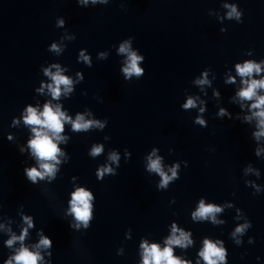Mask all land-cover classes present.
I'll return each mask as SVG.
<instances>
[{"label":"water","instance_id":"obj_1","mask_svg":"<svg viewBox=\"0 0 264 264\" xmlns=\"http://www.w3.org/2000/svg\"><path fill=\"white\" fill-rule=\"evenodd\" d=\"M225 5H235L243 22L239 23L235 16L229 19L230 9ZM221 28L228 30L221 32ZM128 37H134L131 50H138L137 55L145 57L138 62L145 70L140 78L133 74L125 79L122 72L127 56L118 54V48ZM59 47V54L43 49L0 58L2 214L19 223L17 211L23 205L24 212L34 217L36 228H43L53 241L52 264H138L142 260L138 254L141 238L150 245L158 243L163 250V241L172 234L173 224L191 232L192 245L187 249L173 247L174 256L191 264L200 259L198 253L205 238L213 243L221 241L216 246L225 248L228 264H264V152L258 158L254 154L256 144L251 132L255 121L250 127L240 120L216 116L219 107L227 108L234 116L240 111L238 105L229 103L240 87L239 78L236 85H225L226 71L231 69L235 74V63L244 59H264V0H207ZM249 49L253 50L252 57L245 55ZM79 51L90 57L92 67L82 60L78 62ZM101 51L107 54L106 60L98 58ZM52 64H59L62 74L73 81V91L65 96L61 86L62 94L56 100H52L47 87L42 93L36 91L52 83L41 71L43 66L54 73ZM209 67L213 72L208 79L213 81L214 75L216 79L212 88L204 85L201 90L194 81L203 78L201 72ZM78 73L84 75L81 83ZM214 90L221 92L219 105L212 97ZM189 96L200 99L197 108L184 111L181 105ZM203 99L207 101L205 128L193 123ZM49 101L59 105L72 120L79 113L85 120H99L101 124L107 118L108 124L103 129L77 133L65 123L61 135L67 142L57 145L65 153L58 156L61 164L57 165V179L51 184L32 185L23 169L34 161L18 150V145L32 134L20 113L29 103L42 112L44 103ZM247 114V108L240 113ZM13 117L20 121L16 127H10ZM8 134L12 142L7 140ZM94 144L103 145V151L90 157L88 152ZM153 147L168 175V169L177 161L188 162L187 168L181 163L180 179L170 181L166 189L157 190L160 176L146 171ZM257 147L264 149V137ZM125 149L132 154L127 162ZM169 149L173 151L170 153ZM113 151L119 155V168L108 159ZM67 155L70 159L64 164ZM249 162L253 170L246 172L243 169ZM102 165H110L117 175L97 180L95 172ZM73 176L96 197L95 218L84 232L71 230L68 219H64ZM245 180L250 182L249 187ZM251 185L260 187L262 192L254 196L255 187ZM42 187L49 191H41ZM201 198L206 205L214 203L222 208L216 220L223 223L192 220L191 213ZM229 204L234 206L228 207ZM238 208L242 210L239 213ZM243 212L252 227L233 238L235 228L246 222ZM129 228L131 239L126 240ZM13 229L19 233L16 224ZM250 237L254 238L253 244L249 243ZM5 239L7 236L0 231V264L8 255V249L3 247ZM237 239L241 241L239 245ZM36 240L33 230L27 242ZM118 249L122 256L117 255ZM200 264H204L202 259Z\"/></svg>","mask_w":264,"mask_h":264},{"label":"clouds","instance_id":"obj_2","mask_svg":"<svg viewBox=\"0 0 264 264\" xmlns=\"http://www.w3.org/2000/svg\"><path fill=\"white\" fill-rule=\"evenodd\" d=\"M78 6L83 7L88 4V0H75ZM93 5L99 3H105L106 0H91ZM230 11L228 12V18L231 19L235 16L239 23L243 20L240 19L241 13L237 11L235 5H225ZM85 8V7H84ZM65 21L60 20L58 26L63 27ZM228 29L221 28V32H226ZM73 40L76 39L74 35ZM134 40V37H128L124 42L119 44L118 54H124L127 56V66L122 69L125 75V79H130L134 74L136 77L140 78L144 75L145 70L138 66V62L145 60L143 55H137V51H132L130 46V41ZM49 52H55L59 54L62 50L56 43H51L48 47ZM248 57L253 56V50L249 49L245 52ZM98 58L101 60L107 59V54L105 52H99ZM82 60L87 67H92V62L88 55H85L83 51H79L78 62ZM51 67L56 68L53 73L50 68H44L41 66V71L44 76L51 79L52 83L47 85H42L36 91L43 92V88L47 87L48 92L52 100L60 98L63 93L68 96L73 91V81L67 76L62 74V69L59 64H52ZM212 69L205 68L201 75L203 78L196 79L194 83L201 86V90L204 85L209 88L213 87V81L216 79V75L213 76V81L208 79ZM227 78L224 79L225 85H236L237 77L239 78L240 87L238 90L235 89L234 94L229 98V103L233 105H238L240 111L233 115L225 107H219L216 113L218 118L236 119L240 120L241 123L247 124L250 127L255 121V130L251 132V138L255 141L254 154L258 158L264 149L257 147V142L264 137V59L257 61L256 59H244L242 62H237L234 65V73L232 74L231 69L226 71ZM78 82L81 83L84 80V75L78 73ZM259 77V78H254ZM86 94V93H85ZM207 96V93H203ZM212 97L216 100L217 105L220 104L222 100L221 92L214 90ZM200 99L199 96L195 98L189 96L187 101L181 105V109L188 111L197 108V100ZM200 104L203 105L199 108L198 114L195 116L193 123L199 125L202 128L208 126V121L205 119V113L207 111V101L205 99L200 100ZM247 108L249 114L241 116L240 113ZM23 119V124L26 128L30 130L32 134L31 138H27L26 142L18 145L19 152L23 155L27 153L28 159L34 161L30 166H26L23 169L24 175L27 181L32 185L51 184L57 179L60 173V168L57 165L61 164V160L58 156H64L65 153L61 152L60 148L57 146L59 142H67V138L62 136L61 133L64 132V124H71V130L73 132L90 131L93 128L103 129L105 124H108L107 118L104 119V124H101L99 120H85L84 115L77 114L75 120L61 111L59 105H52L51 101L44 103L43 111L38 112L37 108L32 107L29 103L24 107L20 113ZM20 123L19 120L13 117L10 127H16ZM108 138V137H106ZM7 140L12 142V136L7 135ZM55 141V142H54ZM103 151V145H93L91 150L88 152L90 157H96L100 155ZM157 148L153 147L152 152L147 157L146 171L154 172L160 176V182L157 185V190L166 189L169 182H175L180 179V169L181 163L184 167H188L187 161H177L172 167L168 169L171 175L165 173L161 164V157L156 156ZM173 149H169L171 153ZM131 152L125 149V161L127 162L131 158ZM155 156V159H153ZM70 157L66 156L63 161L64 164L68 163ZM108 159L113 163L117 164L119 168V155L113 151L110 153ZM252 163L249 162L243 170L252 171ZM96 178L99 181H103L106 176L117 175V170H114L110 165H102L96 169ZM257 172V176H259ZM73 190L70 192V198L67 201V208L64 210V219H68L69 228L73 231L84 232L91 227L92 221L95 218V195L86 186L79 185L76 181L78 177L73 176L72 178ZM245 186L249 187L250 182L245 180ZM255 187V191L252 193L254 196L262 192L261 188L256 185H251ZM41 191L47 193L49 189L47 187H42ZM235 196V193L232 194ZM175 198H173L174 200ZM234 205L229 204L228 207H233ZM3 205L0 204V220L5 221V223H0V231L7 236V239L3 240V247L8 249L7 258L3 260V264H52V248L53 241L47 236L43 228L37 229L35 225V219L32 215L26 214L23 210L24 206L20 205L17 215L20 217L19 223L11 217L2 214ZM222 208L214 203L205 204L204 198L199 200V206L197 209L191 213V218L193 221H205L210 220L214 225L223 223V221L216 220V214L220 213ZM238 213L241 209H237ZM246 217V222L240 224L232 232V237L236 238L239 235H243L245 231L252 227V222ZM71 218V219H69ZM13 224H16L19 229V233L13 229ZM7 225V226H6ZM35 230L37 240L34 243H29L32 236V231ZM132 232L129 228L125 232V239L130 240V233ZM172 234L163 241L164 247L161 250L158 243H148L146 239L141 238L138 247V254L142 257V260L138 264H191V261L182 260L173 255V247H179L182 249H187L188 246L193 244V240L190 239V230L185 232L181 228H177L175 224L172 225ZM254 238H249V243L253 244ZM221 241L217 240L213 243L211 240L205 238L203 240V249L199 251L198 256L203 260L204 264H228L227 255L224 247H217ZM237 245L241 243L239 239L236 240ZM16 245H19L18 247ZM117 255H123L121 250H117ZM200 259H197L196 264H200ZM259 259V258H257Z\"/></svg>","mask_w":264,"mask_h":264}]
</instances>
